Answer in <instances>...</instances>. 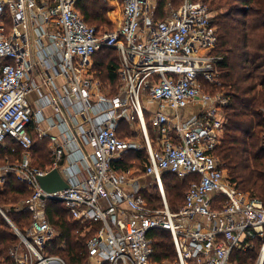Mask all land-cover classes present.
<instances>
[{
  "label": "built area",
  "instance_id": "obj_1",
  "mask_svg": "<svg viewBox=\"0 0 264 264\" xmlns=\"http://www.w3.org/2000/svg\"><path fill=\"white\" fill-rule=\"evenodd\" d=\"M77 2L0 0V148L11 141L22 151L0 166V186L13 176L30 192L17 208L31 215L29 227L22 233L11 224L19 239L9 251L12 264H66L44 253L57 236L46 217L49 201L60 202L86 231L95 229L86 242L88 264H247L258 242L252 264H264V204L230 183L215 156L229 97L208 90L220 85L222 61L212 54L218 35L208 6L181 0L159 18L158 0H116L120 17L102 32L85 23ZM102 49L115 50L119 60L113 96L92 72ZM188 106L199 110L183 118ZM122 122L134 127V138L120 137ZM31 127L48 141L43 169L32 167ZM142 151L155 205L130 171L116 166L123 154ZM53 169L69 187L45 193L38 177ZM164 174L191 178L175 212ZM156 230L170 234L173 261L151 260L148 234Z\"/></svg>",
  "mask_w": 264,
  "mask_h": 264
},
{
  "label": "trees",
  "instance_id": "obj_2",
  "mask_svg": "<svg viewBox=\"0 0 264 264\" xmlns=\"http://www.w3.org/2000/svg\"><path fill=\"white\" fill-rule=\"evenodd\" d=\"M200 2L207 5L211 12L217 11L212 20L217 29L218 42L212 54L222 58L218 65L220 85L208 90H222L229 97V105L225 108L227 124L215 156L225 169L230 183L264 204V148L261 144L264 136V0ZM169 3L177 8L181 0H158L157 17H162ZM107 9L101 0H78L76 4V10L85 23L102 32L114 29L107 16ZM98 56L100 58L96 60ZM118 68V56L113 49H102L93 57V75L109 89V96L117 93ZM7 144L5 148H0V161L13 162L20 159L21 148L11 141H7ZM145 158V152L130 153L117 169L126 171L132 162L138 164ZM33 162L40 166L36 167L38 169H43L50 162L47 142L36 137H33ZM3 164L0 163V166ZM166 178L170 179L166 181ZM162 181L168 197L167 203L171 211L175 212L183 205L191 178L180 181L174 175L164 174ZM143 196L146 199L145 193ZM29 197L30 192L24 185L13 176L7 177L4 190L0 191V208H10L6 216L22 233L24 227H29L31 215L15 207ZM146 200L150 202V199ZM46 217L57 231V236L46 245L45 255L60 257L66 264H84L87 261L86 242L95 229L86 231L88 225L72 222L69 212L56 201L48 202ZM84 230L86 233L82 236ZM148 236L152 239L151 260L173 261L175 253L170 234L156 230ZM18 244L19 239L0 215V264H12L9 251ZM256 251L252 249L247 252L245 258L254 261Z\"/></svg>",
  "mask_w": 264,
  "mask_h": 264
},
{
  "label": "rangeland",
  "instance_id": "obj_3",
  "mask_svg": "<svg viewBox=\"0 0 264 264\" xmlns=\"http://www.w3.org/2000/svg\"><path fill=\"white\" fill-rule=\"evenodd\" d=\"M198 1H200V0H198ZM101 2L103 3V4H105V5H107V7H108V9H107V16H108V18H109V20H110V22H111V26L113 27H115V25H116V23H117V21H118V19H119V17H120V10H119V6H118V4H117V2H116V0H108V1H105V0H101ZM217 14V11H212V16L214 17L215 15ZM100 58V56H98L97 58H96V60L97 59H99ZM222 91V90H221ZM104 92L105 93H109V90H107V89H104ZM218 92H220V90H218ZM142 104H143V106H144V101L142 100ZM149 110L151 111V112H154L155 110H156V107H155V105H149ZM190 110H191V112H190ZM198 110H199V107L198 106H188L184 111H182L181 112V115H182V117L183 118H189V116L190 115H194V114H196L197 112H198ZM223 131H222V133L220 134V142H221V139H222V137H223ZM127 136H129V133H127ZM263 138L264 137H262V148L264 147V144H263ZM127 155V154H126ZM218 159V158H217ZM17 160V159H16ZM16 160H14V161H16ZM126 160H129V158H127ZM5 161L6 160H2V161H0V163L2 164V162H4L5 163ZM220 163V162H219ZM144 164H145V160H144V163L143 162H141V163H138V164H136L135 165V167L138 169V171H139V173L142 175V173H143V169H144ZM32 167L33 168H36V167H40V166H38L37 164H35L34 162L32 163ZM131 166H129L127 169H129ZM226 175H227V173H226ZM170 178H166V181H168ZM143 183H144V189H143V193H145V195H146V199H150V204H152V205H155L156 203H158V201H157V197H156V194H155V191L151 188V182H150V180L149 179H147V178H145L144 180H143ZM4 187H5V185H3V186H0V191H3L4 190ZM166 199L168 200V197H167V194H166ZM22 204L20 203L18 206H16L15 207V209H17L18 207H20ZM7 207V206H6ZM6 207H3V209H1L0 208V211L4 214V216L7 218V220H9V218L6 216V212H7V210H9L10 208L8 207V208H6ZM169 208H171V207H169ZM171 210V209H170ZM173 212V211H172ZM1 215V214H0ZM2 216V215H1ZM3 217V216H2ZM4 218V217H3ZM5 220V219H4ZM6 221V220H5ZM7 222V221H6ZM9 222L11 223V221L9 220ZM73 222V221H72ZM12 224V223H11ZM8 226H9V228L14 232V229L8 224ZM25 229H26V227H24ZM55 233H57V231L55 230ZM85 233H86V231L84 230V232H83V234H82V236H84L85 235ZM258 244V245H257ZM256 244V246H255V248L253 249V250H255L256 251V249H257V251H256V256H257V254L259 253V251H260V249H261V243H257ZM256 258V257H255ZM254 261H249V262H247V264H252ZM84 264H88L87 263V261L84 263Z\"/></svg>",
  "mask_w": 264,
  "mask_h": 264
},
{
  "label": "crops",
  "instance_id": "obj_4",
  "mask_svg": "<svg viewBox=\"0 0 264 264\" xmlns=\"http://www.w3.org/2000/svg\"><path fill=\"white\" fill-rule=\"evenodd\" d=\"M92 69H93V66H92ZM58 85H61L62 84V81L60 80H57L56 81ZM104 89H107L103 86ZM108 90V89H107ZM29 99L31 102H34L36 99H37V95L35 93H32L30 96H29ZM149 105L152 106V104L150 103H146L144 102V106L147 107V110H149ZM150 111V110H149ZM191 112V110H190ZM51 114V111L49 109L46 110L45 112V116H50ZM149 128V132H150V136L153 138L154 136V132H153V128L151 127V125L148 126ZM127 133H129V136H127ZM30 134L33 137H36L38 140H43V141H46L47 142V151H48V156H49V160H50V154H49V145H48V141L46 139H43V138H39V136L37 135L36 131L34 130L33 127H31V131H30ZM118 134L120 135V137L122 138H134L136 136L135 132H134V127H130L128 126L126 123L122 122L120 123V126L118 128ZM142 152H145V151H142ZM142 152H137V153H134V154H140ZM30 153H31V162H32V153H33V147L32 149L30 150ZM126 154H130V153H125L121 156V159L116 163V166H120V164L122 163V160L124 159L125 161V156ZM146 154V152H145ZM144 163V160L142 161ZM50 163V162H49ZM49 163L47 164V166L49 165ZM135 163L132 162L131 164V167L129 169H127L126 171H130L129 174L132 178H134L136 181H137V184L140 186V187H144V183H143V180L145 178L149 179L148 177H145L144 174L142 173V175L139 173L138 169L135 167ZM45 166V167H47ZM145 166V164H144ZM144 170V169H143ZM118 171H123V170H118ZM150 182H151V179H149Z\"/></svg>",
  "mask_w": 264,
  "mask_h": 264
},
{
  "label": "water",
  "instance_id": "obj_5",
  "mask_svg": "<svg viewBox=\"0 0 264 264\" xmlns=\"http://www.w3.org/2000/svg\"><path fill=\"white\" fill-rule=\"evenodd\" d=\"M38 183L40 185V188L45 193H56L66 190L69 187L68 183L65 182V180L61 177L60 173L56 169L49 171L44 176L38 177ZM0 214L4 217L7 223L12 226L9 220H7V218L1 211Z\"/></svg>",
  "mask_w": 264,
  "mask_h": 264
}]
</instances>
